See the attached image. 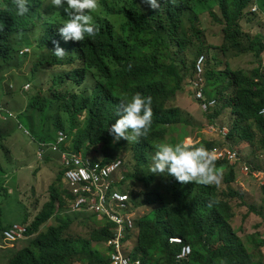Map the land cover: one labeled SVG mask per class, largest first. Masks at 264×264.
<instances>
[{
	"label": "trees",
	"instance_id": "1",
	"mask_svg": "<svg viewBox=\"0 0 264 264\" xmlns=\"http://www.w3.org/2000/svg\"><path fill=\"white\" fill-rule=\"evenodd\" d=\"M256 2L259 9L252 11ZM145 6L144 0H98L92 15L100 31L84 41H65L59 27L67 13L53 7L51 0H30V11L23 16L16 14L13 0H0V71L19 66L27 58L20 55L21 50L31 47L36 59L32 82L40 72L58 70L52 71L47 81L49 96L45 95V87L28 92L23 86L22 92L30 98L31 113L44 118L53 109L60 110L56 112L55 132L66 130L71 137V150L85 156L97 150L109 161L128 147L134 165L130 167L131 173L126 174V181L131 182L127 191L137 206H153L137 219L136 232L125 237V252L133 259H140L142 264H264L254 257L233 224V199L245 197L233 186L237 181V164L215 161L219 171L229 170L226 191L213 184L179 182L172 176L154 174L147 166L152 149L158 150L162 143H182L190 135L188 120L173 101L184 90L187 80L197 79L196 62L202 54L208 55L203 73L207 82L205 93L210 98L213 94L219 97L217 109L205 116L209 123L217 122L229 106L235 120L227 140L203 139L190 148L231 147L244 162L246 156L237 148L244 143L261 151L259 155L264 153V115H260L264 108V27L255 25L264 18V0H162L159 10L149 6L148 12ZM218 8L221 17L216 12ZM206 13L224 26L221 46L213 45L206 36L202 20ZM186 15L190 16L188 30ZM57 43L67 53L63 59L52 53ZM213 50L228 56L225 69H216L212 64L220 62ZM242 55L252 56L255 67L233 68L229 58L242 61ZM226 91L230 92V99ZM137 92L152 98L151 128L137 140L115 141L110 129L119 119L118 105ZM10 114L14 112L4 108L0 111L1 120H15L19 127L25 122L37 139L55 140L57 134L53 135L52 130L38 135L35 116ZM171 132L178 135V141H165ZM3 137L2 133L0 143ZM51 160L50 153L46 161ZM5 172L0 165V184ZM64 176L61 169L50 187L48 200L40 209L36 204L33 219L20 203L24 209L20 220L4 223L7 209L0 205V239L15 221L28 228L27 240L11 248L13 253L7 264H111V249L105 243L114 236L113 224L98 221L91 213L67 212L70 202L62 190ZM137 183L149 190L143 200L134 189ZM261 192L264 201V186ZM210 201H215L211 207ZM14 213L12 209L8 215ZM53 220L54 224L46 226ZM77 221L85 226L92 222L95 227H88L87 236H74L71 228ZM170 237H180L184 245H191L193 253L189 259L177 260L183 245L170 243ZM260 237L252 236V247L261 252L264 240ZM10 251L0 248V253Z\"/></svg>",
	"mask_w": 264,
	"mask_h": 264
},
{
	"label": "rangeland",
	"instance_id": "2",
	"mask_svg": "<svg viewBox=\"0 0 264 264\" xmlns=\"http://www.w3.org/2000/svg\"><path fill=\"white\" fill-rule=\"evenodd\" d=\"M144 2L146 4L145 7H147L145 8V10L148 12L150 7L146 3V0H144ZM216 12L221 17V11L219 8L216 10ZM189 17L190 16L186 15L184 19L187 25L186 30H188L190 26L188 20ZM202 20L203 25L206 28V36L208 37L209 41L216 46L221 45L224 39L223 24H221L218 19L215 20L209 13L204 14L202 16ZM262 20H264V18L260 19L258 22H255V25L264 27V22ZM252 25H249L248 27H251ZM248 27H245V31L248 29ZM34 38L36 39L35 36ZM227 57H216L220 62L217 63L215 67L217 69H225L226 67L224 66L223 62ZM241 58L242 61L237 59H232L230 61L233 68L245 67L250 70L255 67V63L252 61V56L248 58L245 57V55H242ZM35 60L36 59H34L33 55H29L19 66H11L0 71V110L7 108L10 111L14 112L16 115L19 113L31 114V116L33 115L37 118L38 135H43L46 130H52V134L56 135L57 133L55 132L54 123L58 118L56 112H60V110L55 111L53 109V113L48 116H44V118L42 114H32L31 109H29V95L27 92H22L23 86L31 83L32 86L29 88V90L25 91L38 92L42 87H45V95H50L47 81L50 80V73L52 71L58 70L51 69L47 72H40V75L37 76L36 81L32 82V70L35 66ZM12 84L15 85V89H12L10 87V85ZM190 95L192 96H190V98L194 99L193 94L190 93ZM193 101L197 103L195 100ZM199 112L200 120L195 119V121L200 125V127H202L200 128V132L198 133V135L200 138L204 139L207 134H203L202 129L204 127L206 129V125L209 124V122L201 109L199 110ZM231 120L226 119L222 123H224V126L228 125V127H230ZM0 122H3L1 124V130L4 135L2 142L0 143V165L6 171L4 173V182L0 184V205H2L3 208L7 209V216L6 219H4V223L7 220H20V217H22L24 214V209L22 210L20 203L25 207L27 213L30 211L33 219V217L37 214V210L35 209L36 204L40 209L43 203H45L49 198L51 185L58 179L59 172L61 170L59 159L53 157V160L46 161V159L41 160L39 158L38 141L27 134L30 130V126L25 122L23 123L22 129L19 128L18 123L15 120H5L4 122L0 117ZM196 132L197 129L194 130L192 136L194 140L198 138L197 136H195ZM2 133L0 132V136H2ZM177 136L178 135L175 132H171L167 135L165 141L172 142V140H175L176 142L178 141V138H176ZM188 142V144L193 143L191 139H189ZM247 145L249 146L250 144L247 143ZM237 148L241 151L245 158V151L239 146ZM254 150L255 154H260L261 152L253 147V151ZM92 153L96 155L97 150ZM120 156L123 157L124 164H126L125 174L131 173L130 167L134 165V162L132 160L128 147L125 148L124 152H122ZM258 158L259 160L255 158L254 154H250L249 157L246 156L245 160H247L248 165H251L253 167L257 166L260 169H263L264 156H258ZM236 169L237 171H240L241 175L242 173L240 168L238 167ZM219 173L221 176V182L218 187L221 191H226L229 186L226 183L225 179L226 175L229 173V170L219 171ZM243 176L244 178H246V180L247 178H249L248 175ZM251 182L252 183H250L248 187L247 196L245 194L244 199H233V205L236 210V217L233 220V224L236 230L239 232L240 236L247 243V246L249 247V250H251V253L254 255V257L264 262V253L262 250L263 247H261V252L260 250L252 247L254 241V239L252 241L253 235L261 236L260 239L264 238V215H262L264 213V201L259 184L256 182V180ZM64 185L65 183L63 181V186ZM134 189L137 193L140 192L143 195L142 197H140V200L145 199L144 193H148L149 191L148 188L145 187L142 183H137L136 185H134ZM62 190H64V188ZM6 193L9 194V197L6 195ZM152 208L153 206L143 208L142 214L145 212H149ZM12 209L15 210L16 215L15 213L8 215V213L12 211ZM250 209H255V211H251ZM259 212L262 215V218L258 214ZM15 222L17 223V221ZM54 223L55 222L53 220L46 226ZM89 226L91 227V229H93V227H95V224L90 222ZM89 226H85L81 224L80 221H77L72 225L71 232L74 236H87L90 232V229L88 228ZM0 247H4L1 239ZM4 250L8 251L12 249L10 248ZM11 253L13 252L10 251L6 253H0V264H7Z\"/></svg>",
	"mask_w": 264,
	"mask_h": 264
},
{
	"label": "clouds",
	"instance_id": "3",
	"mask_svg": "<svg viewBox=\"0 0 264 264\" xmlns=\"http://www.w3.org/2000/svg\"><path fill=\"white\" fill-rule=\"evenodd\" d=\"M15 7H16V14L18 16H23L26 13L30 11L29 8V3L30 0H13ZM146 3L152 8V9H160L161 8V3L162 0H146ZM51 5L55 8H63L64 11L67 13V18L65 19L64 23L62 26L59 27V32L62 35V38L65 41L73 40V41H84L85 37L92 38L94 37L99 31V26H97L94 22V18L92 13L97 9L98 7V0H51ZM258 8V3L252 7V11H257ZM224 34V32H223ZM224 43V39H223ZM222 43V44H223ZM221 44V45H222ZM214 45V44H213ZM218 45V46H221ZM213 52L218 55V57H222V53H217V51L213 50ZM53 55H55L57 58L63 59L65 55L67 54L65 50L59 46L57 43L55 48L52 50ZM33 54V49L31 47H26L23 48L20 52V55L22 57ZM205 57L203 65H202V74L201 77L203 79V90L204 94L206 96L207 101H212L215 100V105L208 110L204 111L201 108L200 101L196 99L195 97V89L193 82L196 80H187L186 85H189L191 93H193L194 100L198 103L199 108L202 110V112L206 115H210L214 112V110L217 109L219 105V97L216 94H213V96L210 98L208 95L205 93V87L207 86L206 82V77L205 74L203 76V73L206 72V61L208 60V57L206 54H202L200 57H198L197 62H196V69H198V63L199 60L202 57ZM234 59L233 57L229 58V61ZM227 59L224 60L223 64L226 67ZM212 64L215 66L217 64L212 61ZM216 68V67H215ZM217 69V68H216ZM196 74L198 75V71L196 70ZM12 89H15V85H10ZM31 87V84L28 83L25 85V90H29ZM228 91L225 92V95ZM228 99H230V92L227 93ZM230 108V115L233 117V121L235 120L234 116L232 115V108L227 107L225 108L223 116L225 114V111ZM3 110V109H2ZM1 111V110H0ZM264 108L260 111V115H264ZM118 116L119 119L116 120L114 124H112L110 132L112 136L114 137L115 141H119L121 139H125L128 142L137 140L140 137L146 136L151 128L152 125V117H153V112H152V98L151 96H145L142 95L141 93L137 92L134 95L131 96L130 99H125L120 102L117 108ZM15 114V113H14ZM14 114H10V117H13ZM220 116V117H221ZM6 120H8L7 117H5ZM12 120V119H11ZM232 123V121H231ZM202 129L203 134H207L204 139H217L218 137L221 138L222 141L227 140V137L230 133L231 129V124L230 127L228 125L222 126L217 124L215 121L214 123H209ZM23 128V127H19ZM226 128L228 130V133L226 136H223L221 131L222 129ZM205 129V130H204ZM30 131V130H29ZM28 131V135L32 136L35 140L38 141V156L41 160L46 159V156L51 153L52 157H55L56 159H59L61 169L65 171V176H64V190H65V198L70 202V207L67 209V212L69 213H82V214H87L91 212H86V211H79V212H74L72 210V200L73 197L70 196L69 194V188H68V183H67V171L68 168L65 166L62 160V152H57L53 150V145L57 143L58 141V136L60 131H65L67 134L68 132L66 130H59L56 138L54 141L47 142L41 139H37L35 136L31 135L30 132ZM200 132V129L197 128V132L195 136V140L192 138L193 134L188 135L185 137L182 143H176V144H170V143H162L158 146L157 149H152L150 153V160L148 163V168L149 171L154 173V174H160L164 176H172L175 177V179L179 182L187 183V182H198V183H203V184H215L219 186L221 182V176L219 173V170L216 167L215 161L216 160H226L230 164H237L236 168H240L241 173L246 176L245 173H243V167L245 165H248L247 162H244L241 160L240 153L239 157L240 160L236 162H232L228 159H220L216 158V155L214 153L215 149H220V148H230L231 147H213L211 150H208L207 148L200 146V147H195V148H190L194 146L195 144L199 143L202 138L199 137L198 133ZM68 146L62 145L61 149L62 151L70 150L73 154L81 155L85 158L91 157L93 160H96L97 158L102 159L103 162L106 164L110 161H115L117 159L122 161V174L124 175V179L122 182L118 183L116 186H114L117 190H119L122 193H125L129 196V202L132 206V210L136 211V216H135V221H134V228L131 230H127L125 233V237L129 232H136V223L137 219L141 216H143L145 213L142 214V209L148 206H137L130 195V193L127 191V187L131 185L130 181H126V174H125V164H124V159L122 156H117L112 160L105 161V155L101 151L97 152L96 155L93 153L91 155L85 156L84 153H78L73 150H71V137L68 134ZM216 136V137H214ZM191 139L193 144H188V140ZM198 139V140H197ZM197 140V141H196ZM45 148L46 152L43 156L40 155L41 150ZM235 150V149H233ZM54 155V156H53ZM259 155V154H258ZM260 156H264V153H262ZM253 171H260L263 169H254L253 166L248 165ZM61 171V170H60ZM240 172V171H239ZM250 179L256 180V182L259 184L258 180L252 176V174L248 175ZM161 177V176H160ZM259 187L261 188L262 186ZM137 193V192H136ZM138 194H141L140 192ZM142 195V194H141ZM143 196V195H142ZM215 203V201H210L209 207L212 206V204ZM94 214V213H91ZM97 218L98 221H107L110 222L106 219H99L96 214H94ZM112 223V222H110ZM115 229V224L112 223ZM15 225L21 226L26 229V232L24 233L22 239H19L15 242H8L5 238L4 233L6 231L11 230ZM113 229V231H114ZM28 232L27 226L22 224L21 222H14L10 227H8L5 231L2 232V243L4 249H10L13 248V246L17 243L24 242L26 241V235ZM115 235V233H114ZM172 238V237H170ZM180 238V237H179ZM182 239V238H181ZM125 240V239H124ZM264 240V238H263ZM170 241V239H169ZM183 241V239H182ZM124 242V241H123ZM171 243V242H170ZM125 244V242H124ZM177 244V243H173ZM184 246V242L179 244ZM182 246V247H183ZM191 246V245H189ZM264 248V247H263ZM182 250V249H181ZM263 250V249H262ZM10 251V250H8ZM12 252V251H11ZM181 253V252H180ZM179 253V254H180ZM178 254V255H179ZM177 255V256H178ZM177 258V257H176ZM140 260V259H139ZM178 260V259H177ZM179 261V260H178Z\"/></svg>",
	"mask_w": 264,
	"mask_h": 264
},
{
	"label": "built area",
	"instance_id": "4",
	"mask_svg": "<svg viewBox=\"0 0 264 264\" xmlns=\"http://www.w3.org/2000/svg\"><path fill=\"white\" fill-rule=\"evenodd\" d=\"M205 57L203 56L198 63L197 79L193 82L195 97L200 101L201 108L206 111L215 105V100L207 101L203 90L202 65ZM264 112V111H263ZM226 136V128L221 131ZM68 134L60 131L58 141L53 145V150L62 152V160L67 171V183L69 194L73 197L72 210L74 212H91L98 216L99 219H106L115 224V235L109 239L105 246L109 251L111 264H142L141 260L133 259L125 252V233L134 228L136 211L132 210L129 202V196L120 192L114 186L122 182V161L117 159L104 163L102 159L93 160L91 157H83L73 154L70 150L62 151L61 146L68 142ZM68 146V143L66 144ZM46 150L43 148L40 155L43 156ZM216 158L228 159L232 162L240 160L239 153L230 148L215 149ZM243 173L252 174L260 184L264 186V169L253 171L248 165L243 167ZM26 229L15 225L11 230L4 233L8 242H15L22 239ZM171 243L181 244L182 239L179 237L170 238ZM263 253H264V248ZM193 249L189 245L182 247L181 253L177 256L179 261L189 259Z\"/></svg>",
	"mask_w": 264,
	"mask_h": 264
},
{
	"label": "crops",
	"instance_id": "5",
	"mask_svg": "<svg viewBox=\"0 0 264 264\" xmlns=\"http://www.w3.org/2000/svg\"><path fill=\"white\" fill-rule=\"evenodd\" d=\"M190 93H191V91H190L189 85H186L184 87V90L177 95V97L175 98V101H173V102H174L175 106H177L181 109V111L184 114V118L188 120L187 131L190 134H193L194 130L197 129V127H200V125L195 121V119L200 120L199 119L200 108H199L198 104L193 101L194 99L190 98V96H191ZM230 112H231L230 108H228L225 111V114L223 116L219 117L217 124L223 126L224 123H222V122L226 119H228V120L232 119L231 121H233V117L230 115ZM214 137H216V136H214ZM240 147L245 151L244 154L247 157H249V155L253 154V152H254L253 149L247 145V143L240 145ZM258 156H260V155H258L256 153L255 158H257L259 160ZM251 181H254V180H252L250 178H247V180H246V178H244V176L242 174L240 175V172L237 171V181L233 184V186L236 187L237 189L243 191V193L246 194V196H247L248 187H249L250 183H252ZM262 215H264V213ZM262 215H260V217Z\"/></svg>",
	"mask_w": 264,
	"mask_h": 264
},
{
	"label": "bare ground",
	"instance_id": "6",
	"mask_svg": "<svg viewBox=\"0 0 264 264\" xmlns=\"http://www.w3.org/2000/svg\"><path fill=\"white\" fill-rule=\"evenodd\" d=\"M191 144H193V143H191Z\"/></svg>",
	"mask_w": 264,
	"mask_h": 264
}]
</instances>
